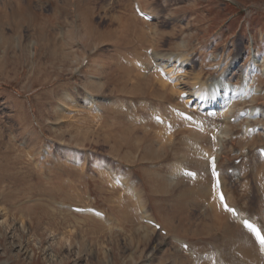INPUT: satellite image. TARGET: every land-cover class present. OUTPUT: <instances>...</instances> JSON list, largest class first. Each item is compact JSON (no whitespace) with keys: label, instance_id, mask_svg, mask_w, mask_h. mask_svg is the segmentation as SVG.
<instances>
[{"label":"rangeland","instance_id":"obj_1","mask_svg":"<svg viewBox=\"0 0 264 264\" xmlns=\"http://www.w3.org/2000/svg\"><path fill=\"white\" fill-rule=\"evenodd\" d=\"M138 2L151 20L135 0H0V264L206 263L145 222L128 183L130 155L184 145L233 171L227 191L264 228V0ZM214 80L246 93L232 120L187 101ZM245 247L210 256L264 263Z\"/></svg>","mask_w":264,"mask_h":264},{"label":"crops","instance_id":"obj_2","mask_svg":"<svg viewBox=\"0 0 264 264\" xmlns=\"http://www.w3.org/2000/svg\"><path fill=\"white\" fill-rule=\"evenodd\" d=\"M184 147L179 157L164 153L147 161L141 154L130 155L128 183L133 187L135 179L143 187L146 217L192 252L224 251L232 243L243 247L247 235L220 207L207 160Z\"/></svg>","mask_w":264,"mask_h":264},{"label":"bare ground","instance_id":"obj_3","mask_svg":"<svg viewBox=\"0 0 264 264\" xmlns=\"http://www.w3.org/2000/svg\"><path fill=\"white\" fill-rule=\"evenodd\" d=\"M135 2H136V5H137L136 10H135L136 11V16L137 17H141L140 13L147 14V13H145L143 11V9L140 6V3L138 2V0H135ZM142 18L145 20L147 18V16L144 15V16H142ZM176 60H177V58L172 59V61H176ZM156 66L163 69V66H161L159 64H156L155 67ZM175 71H177V70H175ZM158 72L160 73V71H158ZM154 76H155V73H154ZM159 79H160V76H159ZM199 84H201L202 86H198ZM221 86H222V82L220 80L219 81L218 80H214L213 82H210V83L206 82V83H203V84L202 83H196V85H195V88H196L195 94L197 95V97H195L194 99L189 98L187 101H188L189 104L190 103L193 104L194 101H197L196 104L194 103V106L196 108L198 107V108H200L202 110L205 109V110L208 111V113H211V114L215 110L221 109L224 112V117L226 119H228V120H232V119H234L233 116L231 115L232 114L231 109L233 108V103L238 98L239 99L247 98L245 96L246 93L244 91H242V94L241 93L238 94L239 96L238 95L237 96L234 95V97H232L231 94L233 93L232 92L233 90L230 91V89H228V88L224 89V88H221ZM192 107H193V105H192ZM186 114L191 116V114H189L187 112H186ZM257 114H259L258 110L254 109V108H249L248 110H239L238 117L239 118L241 116H243V117H252V116H257ZM156 115L161 116L162 120L156 119L155 118ZM154 119H155L156 123H158L159 125H162V124L167 125L166 122L168 120L161 113H155L154 114ZM256 130H258V127H256V126L252 127L251 125H248L247 128H246V132H249V133L250 132L254 133ZM216 136L218 138L217 139V143H216L217 150H218L217 152L219 153L220 150L222 149V143H221L222 140L221 139H222L223 134L219 133V135L216 134ZM215 162L217 163V156H215ZM117 180H120V178L117 179ZM120 182H121V180H120ZM218 185L221 188V194H220V197H219L220 200H221L220 205L228 208L231 211L232 215H235L238 218H241V220L246 224V226H248L250 228V229H247V230H245V229L243 230L246 233V235H247V239H243L245 241V245H246V247H245L246 250L245 251H247L249 255L254 256V258L257 261H260V262L264 261V255H261L260 246L257 243V241H259L260 244H262L261 249L264 250V233H263L262 229L260 228V226L257 223L252 222V221L250 222L248 219L245 222L244 217L242 215H240V213L234 207H232L230 205L232 203L229 201L230 199L228 198V196L223 191V189L221 187V180L220 179L218 180ZM227 198H228V200H227ZM228 201L230 202V204L228 203ZM76 208H77L78 211H81V212H92V213H94L96 215H99L100 217H102L104 219L106 218L105 217L106 215L103 212L96 211L93 208H87V209L86 208L80 209L78 207H76ZM255 228L258 231H256ZM245 251H244V253H245ZM237 252H238V250H237ZM241 254H243V253H241ZM221 257H222V255H221ZM223 258H225V257H222V259ZM223 260L221 262H224ZM252 264H256V263H252Z\"/></svg>","mask_w":264,"mask_h":264}]
</instances>
